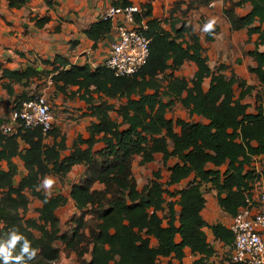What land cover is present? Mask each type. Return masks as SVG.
Instances as JSON below:
<instances>
[{"label":"trees","instance_id":"obj_1","mask_svg":"<svg viewBox=\"0 0 264 264\" xmlns=\"http://www.w3.org/2000/svg\"><path fill=\"white\" fill-rule=\"evenodd\" d=\"M27 1L8 0L10 8L18 9ZM213 1L194 0L190 7L207 6ZM223 1L224 16L232 31L247 29L250 37L258 35L256 48L249 53L256 64L249 71L263 90L256 100L257 114H249L250 106L243 103L253 87L234 73L227 76L226 66H220L217 73L212 71L207 49L186 21L188 11L182 12V19H176V6L172 21H166L170 30H165L163 21L154 18L152 6L146 4L134 16L137 25L146 24L145 33L150 39L149 60L138 74L117 77L105 67L92 70L86 66L62 70L52 77L60 91L78 87L80 99L91 105V116L96 122L87 129L89 139L78 136L71 154L63 157L68 147L59 128L53 127L47 133L41 128L20 131L9 136L0 131V241L6 240L13 229L27 239L30 250H35L27 264H56L63 255H74L79 264H159L160 258L170 257L182 262L186 248L200 256L194 264H210L216 250L208 242L205 228L209 227L215 239L225 246L233 243L228 228L221 224L210 227L204 220L202 212L207 201L202 188L210 184L217 192L221 210L235 217L246 206V197L252 194L251 184L256 176L249 169L253 160L261 157L264 163V50H260L264 48V0ZM248 2L251 12L240 16L237 8ZM130 6L131 3H125L122 8ZM48 22V17L37 19V26L41 28ZM112 29L111 21H101L86 34L97 44ZM217 32L216 28L210 29L206 42H213ZM187 62L197 68L191 80L174 74ZM33 75L31 69L24 73L5 71V77L14 82L29 80ZM209 78L211 83L205 91L203 84ZM235 86L242 90L238 98ZM6 89L10 96L14 95L11 84ZM94 95L100 97V105H94ZM109 100L124 103L116 109ZM176 103L183 106L190 118L202 117L208 123L168 119ZM111 112H116L121 121L112 119ZM99 143L104 148L95 152ZM22 145L26 147L21 149ZM158 154L163 156L164 167L171 159L178 160L169 169L168 187L194 177L190 185L177 192L176 202L167 201L165 196L170 193L161 182L160 172L154 173V179L142 191L138 189L133 172L136 157L141 158L140 166H146ZM15 158L24 163L28 172L18 186L14 185L18 173ZM1 162L7 163L8 171ZM76 165L84 166L85 171L82 181L72 187L70 197L81 216L63 232L56 211L67 204V198L49 197L39 189L45 177L65 178ZM209 165H227V171L222 174L208 169ZM96 184L104 188L95 190ZM28 193L43 204L38 220L23 216L30 205ZM176 206L181 208L178 220ZM166 207L167 226L165 218L159 215ZM153 238L158 242L156 247L151 245ZM22 243L18 241L12 249L13 257L19 254ZM86 255L90 257L87 259ZM8 264L20 262L10 258Z\"/></svg>","mask_w":264,"mask_h":264},{"label":"crops","instance_id":"obj_2","mask_svg":"<svg viewBox=\"0 0 264 264\" xmlns=\"http://www.w3.org/2000/svg\"><path fill=\"white\" fill-rule=\"evenodd\" d=\"M240 1L242 0H234L235 3ZM48 2H51L52 6H49ZM177 2L184 3L183 7L187 9L188 6L194 3V0H28L27 3L19 9L10 8L8 0H0V61L3 64V68L0 70V105H4L5 103L7 106L8 104L12 109L13 104L19 98L29 99L34 97L35 94L30 95V93L35 90V88H41L40 83L41 81L43 82V79L46 81L45 86H47L48 81L62 70H71L72 68L86 66L90 67L92 70H96L103 67L109 56L112 44L118 39V28L126 24L124 15L120 14L111 21L113 26L111 33L106 39L97 44L90 40L86 33L94 24L101 22V16L111 8L123 9L122 7L125 3H131V5H137L141 8L146 4H150L153 8L154 18L163 21L162 26L164 29L170 30V25L166 24V21H172L174 4ZM192 9H196L194 11H196L195 15L197 18L195 19V22H192L191 24L196 34L201 38L203 47L207 49L209 66L212 71L217 73L220 66H226L228 68L225 72L227 76H231L234 73L239 78L246 81L247 86H252L251 80L254 82L257 81V85H255L260 86L256 76L249 71L250 67L256 66L253 59L249 56V53L255 50V43L258 40V35L254 34L250 37L247 29L237 32L232 31L230 23L224 16L223 0H214L207 6H194ZM251 9V5L248 2L241 7H238L237 13L240 16H246L251 12ZM173 16L176 19H182L178 13H174ZM44 17H48L49 22L39 28L37 26V19ZM206 25H209L207 29L205 27ZM178 27L181 26L178 24ZM214 28L218 29V32L214 35V41L208 43L206 42V36L208 31ZM260 50L263 51L264 48H261ZM189 64L194 70L193 76L191 77L192 79L197 70L194 63H185L181 70L174 72L175 76L188 79L185 75H181V72ZM30 69L33 70L34 75L29 80L24 79L22 82H14L8 77H5V71L24 73ZM172 73V71H168V74ZM210 83V78L204 82L203 88L205 91L209 89ZM10 84L14 90L13 96H10L6 89V86ZM58 85L59 87H63L62 83H59ZM46 89L44 90V93L47 94L53 108L54 127L59 128L62 136L66 137L68 150L63 153V157H67L71 154L74 142L78 136H82L84 140L90 138L87 129L93 122H96V119L91 116V105H88L85 101L80 99V94L77 93L78 87H67L66 91L63 92L60 91L53 82V85L48 88L49 90L51 89V93L49 92L48 94ZM259 89L262 90V87H259ZM238 90L240 93L242 92L238 86H235V95L237 98L240 96L237 93ZM248 97L249 96L243 100V103L248 104ZM94 100V105L101 104V99L98 95H94ZM109 103L115 106V100H109ZM123 103L124 101H121L119 105L115 106L116 109H118ZM176 105H179L185 110L180 103H176ZM248 112L249 114H257L256 108L253 107H249ZM113 113L115 114V117L112 115ZM186 113L188 119L182 117L177 119L208 123V121L202 117L194 116L193 118H190L187 111ZM110 116L114 120L117 119L119 122L121 121L116 112H111ZM168 119L171 120L172 118L168 117ZM177 119L173 120L176 121ZM176 131L180 132V129H177ZM101 137L102 136L98 138ZM51 141H53V139L50 138L48 142L51 143ZM25 147V145H22L21 149ZM171 147H173V145H171ZM83 148L86 147L84 146ZM103 148V143H99L95 146V152L101 151ZM162 158L163 156L158 154L155 156L154 162L139 167V169H145L149 168L153 163H158L159 169H164L162 171L154 169L151 173L145 175L143 180H140L136 175V168L137 166H140L139 162L141 158L136 157L133 164V172L137 181L138 189L142 191L143 188L148 185L150 180L154 179V173L162 172L161 177L164 175L163 173H166L165 178L167 179V182L165 184L163 181L161 182L165 185V188H168L170 195H174L173 197L169 195V200L167 201L176 202L179 200L177 192L184 190L190 185V183L193 182L194 177L192 176L178 185L168 187L166 184L169 182L170 178L169 169L170 167L175 166L178 163V160L176 158L171 159L167 167H164ZM13 161L18 167V173L14 178V185L18 186L28 175V172L24 167V163L19 158H15ZM1 165L5 171H8V165L6 162H1ZM251 166L252 167L249 170L255 171V176L257 170H259L261 174L263 173L260 176H256L254 183L251 184V187L253 188L252 192L254 191L253 193L257 194L260 191V188L264 185V163L262 158H255ZM208 169L221 171L222 174H224L227 171V165L220 168L209 165ZM84 171V166L76 165L65 178L53 175L45 177V179L47 178L51 181V184L48 187L43 186V181L45 179L42 181V186L39 189L40 191L42 190L43 193L49 197L62 195L68 200L65 206L58 208L56 211V216L61 222V229L66 223V230H68V228L73 225L74 219L81 216V212L76 208L70 194L72 187L82 181ZM18 176H20V181L16 183L15 179ZM103 188L104 186L102 184H96L94 186L95 190H102ZM202 189L207 201L206 207L202 212L204 220L210 227L221 224L229 229L233 217L224 213L222 210L221 211L228 217L226 224L221 221L208 223L207 214L214 216L216 208H220V206L217 201V192L210 184L204 185ZM33 199H36V205L38 206V217L37 219H33L38 220L40 217L39 211L43 207V204L39 199L34 197ZM33 199H30V202ZM180 212L181 208L176 206L177 220ZM168 213L169 210L166 207L165 210L159 214L160 216L164 215L165 226H167L168 222ZM62 231H64V229H62ZM204 231L207 234L208 242L214 247L216 253L218 249L220 250L223 247H227V261L223 262L228 264L232 244L230 246H225L222 242L217 241L209 227L205 228ZM153 239H151V245L156 247L158 242L156 239ZM180 241L181 239L177 237V242ZM74 259L75 256L72 255L70 260ZM199 259V255L193 254L190 249L186 248L185 257L182 262L170 257L160 258L159 264H194ZM212 261L213 257L209 259L208 263L212 264Z\"/></svg>","mask_w":264,"mask_h":264},{"label":"built area","instance_id":"obj_3","mask_svg":"<svg viewBox=\"0 0 264 264\" xmlns=\"http://www.w3.org/2000/svg\"><path fill=\"white\" fill-rule=\"evenodd\" d=\"M142 8L132 5L125 9L111 8L101 16V21H113L118 15L126 24L118 28V39L112 44L105 68L117 77H132L147 64L150 56V39L147 26L135 23V14ZM53 80L48 81V88ZM54 127V116L46 93L35 95L26 101H16L9 116L0 124L3 135H17L20 131L42 129L45 133ZM263 174V173H262ZM259 170L256 176L262 175ZM254 192V191H253ZM246 197V206L232 218L229 230L233 243L229 255L231 264H264V185L256 194Z\"/></svg>","mask_w":264,"mask_h":264},{"label":"rangeland","instance_id":"obj_4","mask_svg":"<svg viewBox=\"0 0 264 264\" xmlns=\"http://www.w3.org/2000/svg\"><path fill=\"white\" fill-rule=\"evenodd\" d=\"M174 10H176V6H177V13L180 14V16H182V12L183 11H188V14L186 16L187 18V22L189 24H191L192 22H195V19L197 18L195 13L196 9H192L194 6H192V8L190 6H188V8H184L183 5L184 3L181 5L180 2H177L174 4ZM186 9V10H183V9ZM199 21V20H197ZM193 67L189 64L187 65L183 71L181 72V75H185L188 79H191V77L193 76V73H194V70L192 69ZM257 85V81L254 82L253 80H251V87L254 88L252 94L248 97V104L250 107H253V108H256L259 104L256 102L257 98L258 97H261V96H258V95H262L263 93V90L259 89V87L261 86H256ZM40 87L41 88H35V90L31 91L30 95L32 94H35V95H38L39 93H43L45 92L44 90L46 89V87L48 86H45L46 85V81L43 79V82L41 81L40 83ZM46 92H49L51 93V89H46ZM238 95H240V92L239 90L237 91ZM257 93V94H256ZM50 102V101H49ZM119 103H121V101H118V100H115V106L119 105ZM51 104V102H50ZM51 111L53 113V108L51 106ZM11 112V107L10 105L4 103V105H0V124L3 123L4 119H6L9 114ZM114 117H115V114L113 113L112 114ZM168 117L169 118H172V119H177V118H186L188 119V115L186 113L185 110H183L179 105H175L174 108L171 110V112H169L168 114ZM260 164V162H259ZM139 167L141 166H137L136 168V175L138 176V179L140 180H143L144 179V176L145 175H148L149 173H151L154 169H159V164L158 163H153L149 166V168H140ZM159 170H164L163 168H160ZM162 173V172H161ZM164 175H162V180L163 183L165 184L167 182V179L165 178L166 177V173H163ZM153 175V173H152ZM264 178V176H263ZM264 180V179H263ZM20 181V176H18L16 179H15V182L18 183ZM166 190L168 191V188L166 187ZM169 192V191H168ZM1 192H0V197H1ZM30 199H33V197L31 195H29ZM169 195L166 194V198L167 200L168 199ZM39 205V204H38ZM37 208L38 206L36 205V199H33L31 202H30V205H29V209L26 213H24V217H26V219H33V218H36L38 217L37 215ZM162 217H164V215H161ZM207 219H208V223H215L217 221H221L222 223H227L226 220L228 219L227 215L224 214L221 209L219 207L216 208V212L214 213V216L210 215V214H207ZM165 218V217H164ZM64 231L63 232H66V229H67V225L65 223V225H63V228ZM154 240V239H153ZM152 240V242H153ZM227 247H223L222 249H218L216 255L213 257V261H212V264H220L222 263L223 261H227ZM90 257V255H86V258L88 259ZM56 264H79V261L77 260V258H75L74 260H70V257H67L66 255H63L62 256V259H60V261H58Z\"/></svg>","mask_w":264,"mask_h":264},{"label":"clouds","instance_id":"obj_5","mask_svg":"<svg viewBox=\"0 0 264 264\" xmlns=\"http://www.w3.org/2000/svg\"><path fill=\"white\" fill-rule=\"evenodd\" d=\"M209 25H206V29ZM51 184L49 179H45L43 181V186L48 187ZM18 241H23L21 245V249L18 255L12 256V249L16 245ZM35 255V250H30V244L27 239H25L22 235L18 234L15 229L11 231L8 238L4 241H0V264H8L9 259H13L15 261L20 262V264H27L28 260Z\"/></svg>","mask_w":264,"mask_h":264}]
</instances>
